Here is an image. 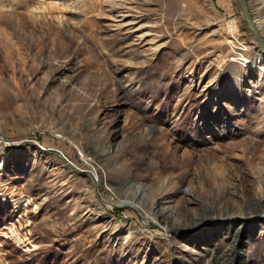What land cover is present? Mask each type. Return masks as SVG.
<instances>
[{
	"label": "rangeland",
	"instance_id": "obj_1",
	"mask_svg": "<svg viewBox=\"0 0 264 264\" xmlns=\"http://www.w3.org/2000/svg\"><path fill=\"white\" fill-rule=\"evenodd\" d=\"M257 44L237 0H0V264H264Z\"/></svg>",
	"mask_w": 264,
	"mask_h": 264
},
{
	"label": "water",
	"instance_id": "obj_2",
	"mask_svg": "<svg viewBox=\"0 0 264 264\" xmlns=\"http://www.w3.org/2000/svg\"><path fill=\"white\" fill-rule=\"evenodd\" d=\"M244 18L245 23L252 31L254 37L258 42V48L264 54V36L258 27V21L253 18L247 0H237ZM64 157V156H63ZM65 158V157H64Z\"/></svg>",
	"mask_w": 264,
	"mask_h": 264
},
{
	"label": "bare ground",
	"instance_id": "obj_3",
	"mask_svg": "<svg viewBox=\"0 0 264 264\" xmlns=\"http://www.w3.org/2000/svg\"><path fill=\"white\" fill-rule=\"evenodd\" d=\"M259 12V11H258ZM258 25V27H259V29L261 30V32H262V30L264 29V19H263V21H262V23H258L257 24ZM230 41V40H229ZM260 60H259V62L261 61V65L264 67V57L263 56H261L260 58H259ZM140 191H141V189H140V187H138L136 190H135V192H134V196H139L140 195ZM123 205H128V206H133V207H135V208H138V209H140V205L139 204H134V203H129V202H127V201H123V203H122ZM229 214V213H228ZM230 216H232V215H234V213H231V214H229Z\"/></svg>",
	"mask_w": 264,
	"mask_h": 264
}]
</instances>
